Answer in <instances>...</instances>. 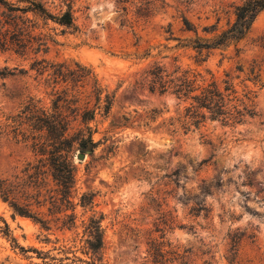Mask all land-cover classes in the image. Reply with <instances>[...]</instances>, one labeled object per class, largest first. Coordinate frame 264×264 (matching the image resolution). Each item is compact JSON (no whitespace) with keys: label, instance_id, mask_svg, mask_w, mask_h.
I'll use <instances>...</instances> for the list:
<instances>
[{"label":"rangeland","instance_id":"rangeland-1","mask_svg":"<svg viewBox=\"0 0 264 264\" xmlns=\"http://www.w3.org/2000/svg\"><path fill=\"white\" fill-rule=\"evenodd\" d=\"M40 1L55 15L71 9L74 26L39 19V32L56 41L48 54L0 52V181L15 185L10 202L45 224L16 215L0 191V217L10 230L0 221V264L89 260L82 246L91 218L105 229L104 264H155L152 241L165 264H179L176 253L187 264H264V11L243 40L207 48L200 45L229 29L242 0ZM36 59L49 63L45 72L33 66ZM78 65L92 73L81 90L91 92L97 79L102 97L113 101L109 115L96 110L94 121L73 122L70 134L89 128L96 146L73 149L75 185L67 196L50 165L32 186L23 170L38 158L12 117L32 98L51 106L65 86L53 84L56 74L88 73ZM156 67L196 76L201 87L217 83L252 117L175 133L189 102L151 90ZM20 180L31 187H17Z\"/></svg>","mask_w":264,"mask_h":264},{"label":"trees","instance_id":"trees-1","mask_svg":"<svg viewBox=\"0 0 264 264\" xmlns=\"http://www.w3.org/2000/svg\"><path fill=\"white\" fill-rule=\"evenodd\" d=\"M263 11L264 0H242L241 4L235 7L236 18L229 29L214 38L211 43L202 44L200 47L218 48L243 40ZM39 19L46 24L52 21L59 26L68 28L74 26L71 9L55 15L40 0H0V52L11 51L20 56L48 54L51 49L50 43L56 41L39 32L41 30ZM33 66L45 72L49 63L45 59H36ZM78 66L88 73L75 75L76 72L67 70V73L59 71L60 73L56 74L53 84L65 86L61 91L55 92L51 106L42 105L40 100L32 98L23 105L16 116L12 117L14 129L17 130L16 135L30 143V148L38 158L37 164L28 163L23 170L27 178L32 179L31 183L34 184L32 186L41 185L42 175L48 173L44 168L50 165V176L57 182L60 191L67 196L75 185V168L71 159L73 149L78 145L82 153H92L96 146L89 128L87 133L84 129H79L76 134H70L73 122L76 119H80L83 124L94 121L96 110H100L105 116L109 115L113 101L109 94H106L105 98L102 97L105 90L97 79L93 82L91 92L81 90L89 82L91 78L89 75L92 73L90 69ZM165 74L160 67L149 73L151 90L159 89L161 94L170 92L179 100L189 102L184 114L175 121V125H178L175 133L181 130L188 133L191 127L199 129L207 120L222 122L224 125H240L248 116L252 117L247 105L233 103L231 95L222 92L215 82L201 87L197 84L196 76L185 73L181 77H173ZM225 91H231V88L227 87ZM93 100L96 109L89 108ZM31 183L20 180L17 187L25 185V189L28 190ZM14 186L9 180L0 181L2 199L10 204L16 215L33 218L45 224L44 221H40L41 219H37L28 207L18 204L15 199L9 201L11 194L14 193ZM26 194V197H29L28 193ZM84 199L83 197L82 206H86ZM0 221L5 224L6 233L9 234L6 221L1 217ZM101 223V219L91 218L90 223L85 226L86 239L82 251L89 260L80 259L79 264H104L102 251L105 245V229ZM149 246L152 261L155 264H165V256L156 241H152ZM174 260L180 262L179 264H187L185 255L179 253H176Z\"/></svg>","mask_w":264,"mask_h":264},{"label":"water","instance_id":"water-1","mask_svg":"<svg viewBox=\"0 0 264 264\" xmlns=\"http://www.w3.org/2000/svg\"><path fill=\"white\" fill-rule=\"evenodd\" d=\"M84 157H85V155H83V154H79V155H78V159H80V160H83Z\"/></svg>","mask_w":264,"mask_h":264}]
</instances>
